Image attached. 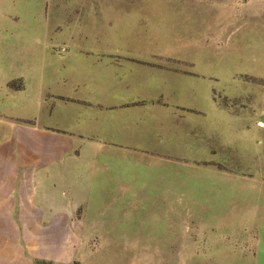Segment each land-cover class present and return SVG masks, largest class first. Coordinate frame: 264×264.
Instances as JSON below:
<instances>
[{"label": "rangeland", "instance_id": "rangeland-1", "mask_svg": "<svg viewBox=\"0 0 264 264\" xmlns=\"http://www.w3.org/2000/svg\"><path fill=\"white\" fill-rule=\"evenodd\" d=\"M68 50L142 60L144 80L125 93L175 129L146 138L156 151L139 154L148 178L125 186L129 196L90 186L101 155L82 152L78 194L54 196L84 214L71 264H241L253 246L263 257L264 0H0V80L92 59L68 61Z\"/></svg>", "mask_w": 264, "mask_h": 264}, {"label": "crops", "instance_id": "crops-1", "mask_svg": "<svg viewBox=\"0 0 264 264\" xmlns=\"http://www.w3.org/2000/svg\"><path fill=\"white\" fill-rule=\"evenodd\" d=\"M109 53L69 51L68 61L82 55L92 59L83 67L73 60L0 80V264H71L86 222L78 202L64 204L54 196L78 194L76 168L85 164L82 152L101 155L89 164L90 186H107L102 196H129L125 186L144 185L148 178V164L139 154L156 151L146 146V138L174 132L172 119L166 121L156 110L141 112L139 101L144 99H128L125 93L144 80L143 61L117 65L109 56H126ZM174 70L181 78L183 71ZM12 81L20 83L11 87ZM98 172L105 174L97 182ZM111 185L121 187L109 194ZM86 191L89 196L90 188ZM254 230L264 233V226ZM255 249L259 252L251 247L252 257L241 264H264Z\"/></svg>", "mask_w": 264, "mask_h": 264}, {"label": "water", "instance_id": "water-1", "mask_svg": "<svg viewBox=\"0 0 264 264\" xmlns=\"http://www.w3.org/2000/svg\"><path fill=\"white\" fill-rule=\"evenodd\" d=\"M261 121L264 123V115L261 117ZM41 264H51L49 262H42Z\"/></svg>", "mask_w": 264, "mask_h": 264}, {"label": "trees", "instance_id": "trees-1", "mask_svg": "<svg viewBox=\"0 0 264 264\" xmlns=\"http://www.w3.org/2000/svg\"><path fill=\"white\" fill-rule=\"evenodd\" d=\"M9 85H10L11 87H14V86H15V82L12 81V82L9 83Z\"/></svg>", "mask_w": 264, "mask_h": 264}]
</instances>
